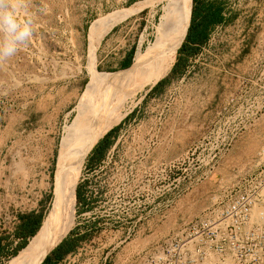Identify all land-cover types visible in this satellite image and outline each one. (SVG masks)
<instances>
[{"label":"rangeland","instance_id":"374dc122","mask_svg":"<svg viewBox=\"0 0 264 264\" xmlns=\"http://www.w3.org/2000/svg\"><path fill=\"white\" fill-rule=\"evenodd\" d=\"M148 2L18 0L19 18L30 17L34 31L0 62V264L15 256L10 252L21 239L12 231L20 216L36 208L42 223L49 211L58 144L86 84L94 73H124L121 55L129 52L131 65L154 39L158 14ZM210 3L220 4V20L208 25L202 41L189 42L187 30ZM187 12L186 33L167 72L125 98L109 144L99 154L93 145L84 156L74 223L51 249L60 253L53 264H123L127 252L160 244L223 202L224 189L262 161L264 110L228 145L220 143L223 127L206 129L205 121L231 70L245 73L255 53L264 52L249 48L264 41L258 32L264 0H189ZM130 226L133 236L119 241Z\"/></svg>","mask_w":264,"mask_h":264},{"label":"built area","instance_id":"2783aa9c","mask_svg":"<svg viewBox=\"0 0 264 264\" xmlns=\"http://www.w3.org/2000/svg\"><path fill=\"white\" fill-rule=\"evenodd\" d=\"M249 48L264 49V41H253ZM230 76L227 90L206 107L205 128L223 127L222 145L253 128L264 110V52L255 53L245 73L232 69ZM263 190L264 157L224 189L223 202L187 220L160 244L127 252L123 264H264ZM133 234L130 226L116 238L123 241Z\"/></svg>","mask_w":264,"mask_h":264},{"label":"bare ground","instance_id":"6f19581e","mask_svg":"<svg viewBox=\"0 0 264 264\" xmlns=\"http://www.w3.org/2000/svg\"><path fill=\"white\" fill-rule=\"evenodd\" d=\"M149 3L158 14L154 39L144 50L137 48L124 73L100 74L86 84L76 106V115L58 144L49 211L35 235L8 264H38L71 228L74 186L89 148L125 114L122 110L125 98L154 83L171 66L188 24L189 18L185 27L189 0H149ZM259 153L264 155V148Z\"/></svg>","mask_w":264,"mask_h":264},{"label":"trees","instance_id":"16d2710c","mask_svg":"<svg viewBox=\"0 0 264 264\" xmlns=\"http://www.w3.org/2000/svg\"><path fill=\"white\" fill-rule=\"evenodd\" d=\"M202 9L205 10L204 14L200 15L199 19L192 25H190L189 29L187 30L186 37L189 40V42L194 43V42H200L204 39L206 35V28L210 23H213L215 21L220 20V11H221V6L219 3L217 4H202ZM187 18H188V12L186 13V20H185V27L187 23ZM192 29V30H191ZM184 36V35H183ZM187 53L191 52L190 49L186 50ZM130 53H127L126 59L124 62L121 63V67H125L121 70L124 72L126 69L129 68L130 65H128ZM123 73V72H122ZM95 74V75H99ZM115 126L110 128L102 138L98 139V141L94 144L93 147H96V150L99 152L106 147L109 144L108 140V135L113 131ZM76 194H79V191L76 192ZM42 221V220H41ZM40 223V224H39ZM41 222H40V216L39 214L31 211L28 212L24 215L20 216L19 222L16 224V227L14 229V234L16 236H22L23 239L14 247V249L10 252L12 256L16 255L17 249L22 248L25 244V239L26 237L34 236L35 233L38 231L40 228ZM73 242H67L66 245L63 247V250H68L72 247ZM14 254V255H13ZM60 256L59 250H51V255L50 256H45L43 260L40 262V264H53L54 260L57 259Z\"/></svg>","mask_w":264,"mask_h":264},{"label":"clouds","instance_id":"9594fccd","mask_svg":"<svg viewBox=\"0 0 264 264\" xmlns=\"http://www.w3.org/2000/svg\"><path fill=\"white\" fill-rule=\"evenodd\" d=\"M18 0H0V62L13 57L33 35V20L19 18Z\"/></svg>","mask_w":264,"mask_h":264},{"label":"crops","instance_id":"0c3cea01","mask_svg":"<svg viewBox=\"0 0 264 264\" xmlns=\"http://www.w3.org/2000/svg\"><path fill=\"white\" fill-rule=\"evenodd\" d=\"M122 8H124V7H122ZM135 12H136L135 10L129 11L127 14L125 13V15H124L122 18H124L125 16H128L129 14L135 13ZM122 18H121V19H122ZM107 19H110V16L107 15ZM111 22H112V20H111ZM116 22H117V21H116ZM116 22H115V23H116ZM113 24H114V22H112L111 25H109V26L111 27ZM104 26H106V25H99V26H96V28L104 27ZM91 31H92V30H91ZM90 33H91V32H90ZM88 36H89V35H88ZM124 54H125V53H124ZM120 59H121L122 62H124V61H125V56L122 54ZM130 63H131V62H130ZM129 65H130V64H129ZM129 67H130V66H129ZM93 73H94V72H93ZM106 73H107V72H106ZM94 74H98V73H94ZM100 74H101V73H100ZM33 212L36 213V208L33 210ZM13 235L15 236L16 239H21V240L23 239L22 236H16V235L14 234V231H13Z\"/></svg>","mask_w":264,"mask_h":264},{"label":"water","instance_id":"95a60500","mask_svg":"<svg viewBox=\"0 0 264 264\" xmlns=\"http://www.w3.org/2000/svg\"><path fill=\"white\" fill-rule=\"evenodd\" d=\"M186 30H187V27H186V29H185L184 35H185V33H186ZM157 80H158V79H157ZM157 80H156V81H157ZM156 81H155V82H156ZM155 82H154V83H155ZM154 83H152L151 85H149V86H148V89H150V88L154 85ZM114 124H115V123H114ZM111 127H112V125H111L110 127H108V128H107V129H106V130H105V131H104V132H103V133H102V134H101V135H100V136L94 141V143H95V142H96L101 136H103V135L108 131V129H110ZM94 143L91 145V147L94 145ZM91 147H90V148H91ZM90 148H89V149H90ZM60 240H61V238H60ZM60 240H59V241H60ZM55 245H56V244H54V246H55ZM54 246H52L48 251H50ZM48 251L42 256V258L40 259V261L38 262V264H40V262L43 260V258L45 257V255L48 253Z\"/></svg>","mask_w":264,"mask_h":264},{"label":"flooded vegetation","instance_id":"af4514ba","mask_svg":"<svg viewBox=\"0 0 264 264\" xmlns=\"http://www.w3.org/2000/svg\"><path fill=\"white\" fill-rule=\"evenodd\" d=\"M85 207H87V205H85V204L81 206V208H85Z\"/></svg>","mask_w":264,"mask_h":264}]
</instances>
